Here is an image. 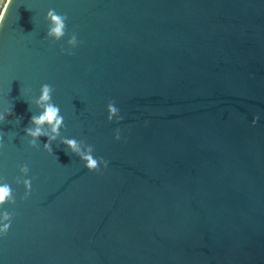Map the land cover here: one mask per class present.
Listing matches in <instances>:
<instances>
[{
    "label": "water",
    "instance_id": "95a60500",
    "mask_svg": "<svg viewBox=\"0 0 264 264\" xmlns=\"http://www.w3.org/2000/svg\"><path fill=\"white\" fill-rule=\"evenodd\" d=\"M3 19L0 182L16 203L0 264H264V0H6ZM44 84L64 118L51 152L24 131Z\"/></svg>",
    "mask_w": 264,
    "mask_h": 264
},
{
    "label": "clouds",
    "instance_id": "9594fccd",
    "mask_svg": "<svg viewBox=\"0 0 264 264\" xmlns=\"http://www.w3.org/2000/svg\"><path fill=\"white\" fill-rule=\"evenodd\" d=\"M11 4V0H9ZM7 11V10H6ZM50 22L48 37L50 39L59 40L66 34V21L67 16L57 14L55 9L49 10L48 16L46 18ZM3 20H0V25L3 24ZM70 48H75L78 46L77 37L74 34L68 41ZM61 55H73V52H64L61 50ZM54 88L49 84H44L41 87V95L38 100L35 101L37 108L42 109L39 115H33L30 119V124L32 127L25 128V135L30 137L29 147H36L37 141L41 136H47L49 143L44 145L46 151L51 152V142L54 141L59 136V130L63 126L64 118L60 115L59 107L52 102V97L54 94ZM31 107H29V111ZM107 118L109 121H115L119 123L123 117L120 114V110L116 107L114 101H109L107 104ZM12 110L6 113H0V123H3L5 119L9 116H14ZM16 122L21 121V117L17 116ZM259 120V116L254 117L252 124L255 126L256 122ZM45 126L50 129L51 134L44 131ZM14 136H10L13 139ZM114 140L119 142L121 140V131L119 128L115 130ZM62 144L74 155L78 156L84 166L89 172L100 173L101 168L107 169L108 162L102 157H94V148L88 145L87 148H82V142L76 139H64ZM4 146V133H0V148ZM30 167L27 163L19 167V176L16 178L17 184H23L24 200L29 198L31 193L32 179L26 178L29 176ZM6 203L15 204L16 200L13 195V189L11 185L7 182H0V208H2ZM14 216L12 213L7 211L0 214V238L7 236Z\"/></svg>",
    "mask_w": 264,
    "mask_h": 264
},
{
    "label": "built area",
    "instance_id": "2783aa9c",
    "mask_svg": "<svg viewBox=\"0 0 264 264\" xmlns=\"http://www.w3.org/2000/svg\"><path fill=\"white\" fill-rule=\"evenodd\" d=\"M5 1L6 0H0V17L2 16V13L4 11Z\"/></svg>",
    "mask_w": 264,
    "mask_h": 264
}]
</instances>
